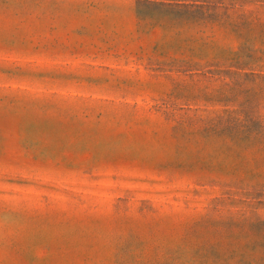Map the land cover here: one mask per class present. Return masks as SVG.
Here are the masks:
<instances>
[{"label": "rangeland", "instance_id": "374dc122", "mask_svg": "<svg viewBox=\"0 0 264 264\" xmlns=\"http://www.w3.org/2000/svg\"><path fill=\"white\" fill-rule=\"evenodd\" d=\"M0 264H264V0H0Z\"/></svg>", "mask_w": 264, "mask_h": 264}]
</instances>
